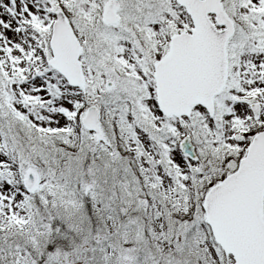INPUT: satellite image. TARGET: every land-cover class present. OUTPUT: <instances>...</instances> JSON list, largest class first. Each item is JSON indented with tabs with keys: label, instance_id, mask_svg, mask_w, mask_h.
<instances>
[{
	"label": "snow or ice",
	"instance_id": "obj_1",
	"mask_svg": "<svg viewBox=\"0 0 264 264\" xmlns=\"http://www.w3.org/2000/svg\"><path fill=\"white\" fill-rule=\"evenodd\" d=\"M0 264H264V0H0Z\"/></svg>",
	"mask_w": 264,
	"mask_h": 264
}]
</instances>
